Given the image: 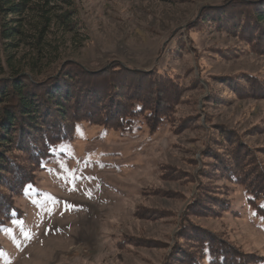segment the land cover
Instances as JSON below:
<instances>
[{
  "label": "rangeland",
  "instance_id": "obj_1",
  "mask_svg": "<svg viewBox=\"0 0 264 264\" xmlns=\"http://www.w3.org/2000/svg\"><path fill=\"white\" fill-rule=\"evenodd\" d=\"M58 4L77 33L54 27L43 49L12 41L9 55L0 20V80L7 61L26 74L34 63L33 75L61 61L109 78L107 68H120L126 92L143 84L152 96L163 77L179 90L153 128L137 113L118 127L82 121L32 166L10 153L25 170L1 179L0 264H211L208 252L223 264H264V201L255 207L226 170L238 153L264 194V23L248 8L264 12V0ZM112 95L111 117L124 108ZM65 168L81 179L70 184Z\"/></svg>",
  "mask_w": 264,
  "mask_h": 264
},
{
  "label": "trees",
  "instance_id": "obj_2",
  "mask_svg": "<svg viewBox=\"0 0 264 264\" xmlns=\"http://www.w3.org/2000/svg\"><path fill=\"white\" fill-rule=\"evenodd\" d=\"M59 2L71 6V0H0V20L4 21L1 37L5 41L9 55L12 49L18 48L19 44L14 43L18 40L20 43L32 45L37 50L47 47L46 38L54 27L66 34L77 33L74 14L67 10L61 12ZM248 8H252L251 13L259 22L264 23V12L260 11L261 9L255 4H249ZM245 16L248 17L246 11ZM255 28H258L257 24ZM28 39H31L32 43ZM1 52L0 50V72L3 71L2 66L5 63ZM6 64L9 76L0 80V185L2 186L5 182L1 180L2 177L11 182L18 176L21 168L25 170L21 164L17 171L12 167L15 165L10 156L13 151L17 150L19 154L30 156L27 162L31 165L35 163L34 157L39 160L48 155L54 145L72 134L75 124L82 121L100 122L118 127L137 113L144 117L150 128H153L171 112L167 109L172 99L177 98L179 90L174 81L163 77L162 80L155 79L154 82L157 84L151 93L152 96L148 95L150 91L143 84H135L132 90L126 92L124 86L130 84L127 79L122 78L126 77V71L115 66L107 68L106 72L116 76L109 78L108 74L105 75V70L90 71L91 69L75 62L63 64L59 61L54 72L48 74L38 72V75L29 73L35 68L34 63L28 74L19 73L14 67L11 68L8 61ZM112 84L115 86L112 87ZM112 94L117 96V103L123 101L124 107L113 117L110 116L113 110H109L106 114ZM102 101L104 105H101ZM112 107L115 108L114 105ZM100 110H105V113H100ZM104 115H106L105 119H102ZM34 154L36 156H32ZM235 154V156L230 154L228 157L235 160L226 167L227 173L230 174L229 180L243 184L256 207V200L264 201L263 191L258 190V180L254 179L257 173L250 169L246 170L240 161V155L238 159V153ZM27 176L25 175L23 184L28 183ZM248 178L251 183L255 180L253 187L247 184ZM203 210L200 208L198 211ZM261 212L264 217V209ZM3 216L4 213H0V218ZM200 244L203 247L205 242ZM208 253L212 257L211 264H223V255H218L216 260V255L212 252ZM189 261L187 264L194 262L193 259Z\"/></svg>",
  "mask_w": 264,
  "mask_h": 264
},
{
  "label": "snow or ice",
  "instance_id": "obj_3",
  "mask_svg": "<svg viewBox=\"0 0 264 264\" xmlns=\"http://www.w3.org/2000/svg\"><path fill=\"white\" fill-rule=\"evenodd\" d=\"M61 150H63V149H61ZM99 166H100V167H103V165H99ZM62 167H63V165H62ZM64 171H65L66 173H68L67 179H68V182H69L70 184H72V185H74L76 181H78V180L81 179L80 176L76 175L75 170H72V171L69 173L68 170L65 168ZM89 195H90V194H89ZM69 207H74V206H71V205H70ZM262 207H264V206H262ZM25 238H28V237L26 236Z\"/></svg>",
  "mask_w": 264,
  "mask_h": 264
}]
</instances>
